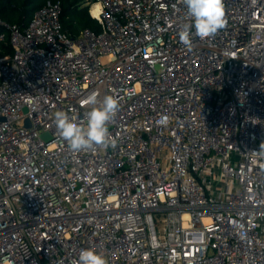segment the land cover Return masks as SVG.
<instances>
[{
  "label": "built area",
  "instance_id": "1",
  "mask_svg": "<svg viewBox=\"0 0 264 264\" xmlns=\"http://www.w3.org/2000/svg\"><path fill=\"white\" fill-rule=\"evenodd\" d=\"M89 1L99 31L59 0L0 19V264H264V0L190 51L181 0ZM93 93L116 145L73 152L55 113L86 126Z\"/></svg>",
  "mask_w": 264,
  "mask_h": 264
},
{
  "label": "clouds",
  "instance_id": "2",
  "mask_svg": "<svg viewBox=\"0 0 264 264\" xmlns=\"http://www.w3.org/2000/svg\"><path fill=\"white\" fill-rule=\"evenodd\" d=\"M186 6L190 23H185L179 31L180 42L190 51L192 49V37L201 40L214 37L219 30L226 27L224 0H181ZM256 0H253L255 3ZM194 29V32H193ZM84 104L91 106L86 113V126L69 117L64 111L55 113L54 124L59 137L67 142L73 152L95 150L97 146L108 148L115 147L116 141L112 138L108 125L114 119L119 110V101L113 95H106L102 100L98 95L90 94ZM162 123L167 119L162 118ZM264 159V143L260 150L253 152ZM74 264H108L103 254L93 250H81L78 261Z\"/></svg>",
  "mask_w": 264,
  "mask_h": 264
},
{
  "label": "trees",
  "instance_id": "3",
  "mask_svg": "<svg viewBox=\"0 0 264 264\" xmlns=\"http://www.w3.org/2000/svg\"><path fill=\"white\" fill-rule=\"evenodd\" d=\"M49 0H0V19L8 24H16L24 28L35 10L45 5ZM57 1V0H51ZM62 5L61 22L64 30L73 36L85 29L99 31L101 25L89 11V0H59ZM0 30L5 27L0 25ZM8 38H9V31ZM11 51V47L6 48Z\"/></svg>",
  "mask_w": 264,
  "mask_h": 264
},
{
  "label": "bare ground",
  "instance_id": "4",
  "mask_svg": "<svg viewBox=\"0 0 264 264\" xmlns=\"http://www.w3.org/2000/svg\"><path fill=\"white\" fill-rule=\"evenodd\" d=\"M98 10H99V4L96 3V4L93 5L94 14H97Z\"/></svg>",
  "mask_w": 264,
  "mask_h": 264
},
{
  "label": "rangeland",
  "instance_id": "5",
  "mask_svg": "<svg viewBox=\"0 0 264 264\" xmlns=\"http://www.w3.org/2000/svg\"><path fill=\"white\" fill-rule=\"evenodd\" d=\"M90 2V1H89ZM89 2L87 3V5H89ZM158 225H159V222H158Z\"/></svg>",
  "mask_w": 264,
  "mask_h": 264
},
{
  "label": "water",
  "instance_id": "6",
  "mask_svg": "<svg viewBox=\"0 0 264 264\" xmlns=\"http://www.w3.org/2000/svg\"><path fill=\"white\" fill-rule=\"evenodd\" d=\"M28 124H29V121H28ZM44 136H47V134H44Z\"/></svg>",
  "mask_w": 264,
  "mask_h": 264
}]
</instances>
